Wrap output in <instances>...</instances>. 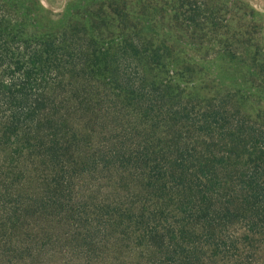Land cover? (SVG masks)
Returning <instances> with one entry per match:
<instances>
[{
    "label": "trees",
    "instance_id": "trees-1",
    "mask_svg": "<svg viewBox=\"0 0 264 264\" xmlns=\"http://www.w3.org/2000/svg\"><path fill=\"white\" fill-rule=\"evenodd\" d=\"M76 3L0 160V264H264V31Z\"/></svg>",
    "mask_w": 264,
    "mask_h": 264
},
{
    "label": "rangeland",
    "instance_id": "rangeland-1",
    "mask_svg": "<svg viewBox=\"0 0 264 264\" xmlns=\"http://www.w3.org/2000/svg\"><path fill=\"white\" fill-rule=\"evenodd\" d=\"M76 1L17 0L0 8V12L5 16V19L0 20V26L8 33L0 50V160L14 152L15 147H20V151L24 152L25 140L29 135L33 142L36 140V122L41 118V111L36 110V99L38 92L44 87L36 59V48L39 47L41 38L46 35L61 37L70 22L69 19L78 8ZM125 2L134 6L136 13L142 14L148 8L150 13L157 15L165 12L166 19L175 18L180 23L193 14L194 9L204 11L209 19L213 20V32L210 33L213 49H217V41L226 38L233 26L243 25V29L264 31V0ZM64 38L67 39L66 35ZM51 88L50 85L44 90L49 94Z\"/></svg>",
    "mask_w": 264,
    "mask_h": 264
}]
</instances>
